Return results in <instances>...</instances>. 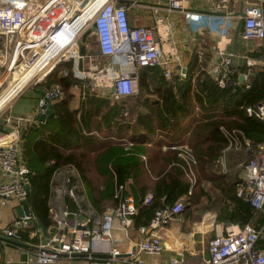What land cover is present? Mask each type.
Listing matches in <instances>:
<instances>
[{
    "label": "built area",
    "instance_id": "obj_1",
    "mask_svg": "<svg viewBox=\"0 0 264 264\" xmlns=\"http://www.w3.org/2000/svg\"><path fill=\"white\" fill-rule=\"evenodd\" d=\"M169 6L179 12L183 18L186 30L195 35L193 25L201 23L205 16L203 12L189 6V0H167ZM137 3L119 2V0H47L44 5L24 10L23 4L19 8L0 7V31L15 34L13 38V52L10 61L0 66V86L8 84L16 70L23 69L34 76L19 91L28 84L38 83L59 62L66 59L82 60L88 54L79 53L81 49H91L84 38L85 34L92 36L94 45L99 53L106 57L119 58L125 61L117 62L119 71L112 75L107 83L97 82L94 77L85 82L80 93L84 97L85 91L109 96L114 99L125 98L138 93V69L142 67H158L166 79L173 76L184 75L181 68L174 70V58L166 51L161 42L169 41L170 29L163 25L162 19L155 18L153 25H138L130 23L128 11ZM4 6V5H3ZM209 10L222 12L218 16L226 19L230 26L229 32L222 38L232 34L236 22L241 21L240 37L244 40L255 39L264 45V0H209ZM241 11L243 14L236 15ZM1 32V33H2ZM190 33V32H189ZM233 52L218 49L215 53L212 67L206 70L223 88L230 72ZM244 72L242 82L248 83L257 66L264 65V59L244 56ZM75 68V77L80 76L78 65ZM102 70L96 71L98 75ZM18 91V92H19ZM17 92V93H18ZM14 93L12 97L17 95ZM62 97L58 87L44 90L37 99L34 115L30 117L18 116L11 122L12 128L0 134V151L12 150V163L5 166L11 183L21 187L20 199L26 198L27 175L33 172L26 167L20 157V134L22 129L32 123L38 122L36 115L44 113L48 101ZM248 116L264 120V101L244 108ZM2 113V112H1ZM219 131L225 138L226 144L223 152L228 150H245L247 160L243 164L241 183L237 186V195L243 196L255 211L254 221L239 225L227 222L223 230L215 233L208 240V258L205 264H264V141L256 148L251 140L239 128L219 126ZM127 143V147L131 146ZM180 155L194 159L184 147ZM190 165V162H188ZM75 174L76 181L67 187L66 194L78 202L77 189L81 188L76 171L66 169ZM193 183V180H192ZM191 190L188 191L190 194ZM80 194V193H79ZM113 198L115 205L105 208L102 214H95L92 210L85 213L83 221H78V213L70 212L64 204L59 210L51 209L49 218L55 225V232L47 239L39 242L31 250L36 264H52L61 258H85L91 264H112L120 255L118 241L112 238L114 220H118L125 230L134 224L138 212L133 195L126 190L125 184L114 186ZM152 194L145 195L143 202L148 204ZM185 208L183 200L178 199L154 210L147 224H140L138 231L142 235L138 243L139 252L149 255H159L163 250L162 237L159 230L174 218L179 216ZM262 217L261 221L258 219ZM31 215L18 217L4 226H0V242L7 239L21 237L31 220ZM31 231L30 235H35ZM136 254L130 252L129 264H156L136 259ZM168 264H183L182 260L171 258Z\"/></svg>",
    "mask_w": 264,
    "mask_h": 264
},
{
    "label": "trees",
    "instance_id": "obj_2",
    "mask_svg": "<svg viewBox=\"0 0 264 264\" xmlns=\"http://www.w3.org/2000/svg\"><path fill=\"white\" fill-rule=\"evenodd\" d=\"M251 56L264 59V45ZM202 60V50L192 52L184 75L173 74L168 80L160 68L142 67L138 93L120 99L102 97L89 89L81 98L82 86L90 79L74 77L72 59L59 62L36 84L42 91L58 87L62 92L61 98L51 101V114L44 122L28 124L20 134L19 157L33 172L27 175L30 192L24 201L31 205L42 227L51 224L48 199L59 170L73 168L78 173L77 179L86 187L97 210L106 204L115 205L114 186L131 179L130 192L138 209L135 224L140 225L148 223L155 209L180 197L188 195L186 202L198 203L202 187L198 186L201 178L197 168L212 167L226 144L220 125L241 129L255 148L264 141V120L248 116L244 110L245 106L264 101V65L255 68L248 86L239 81L243 65H231L221 88L204 70ZM147 77L155 78L157 83ZM73 90L79 92L76 100ZM155 133H159L156 144L173 146L169 158L144 160L137 156L135 144L152 139ZM126 140L131 146L127 147ZM184 147L195 163L180 155ZM202 154L207 158H200ZM149 189L152 199L145 204ZM221 193L214 198L206 193L211 200L208 208L217 211L219 220L239 225L251 222L255 211L234 187L228 186Z\"/></svg>",
    "mask_w": 264,
    "mask_h": 264
},
{
    "label": "crops",
    "instance_id": "obj_3",
    "mask_svg": "<svg viewBox=\"0 0 264 264\" xmlns=\"http://www.w3.org/2000/svg\"><path fill=\"white\" fill-rule=\"evenodd\" d=\"M137 3L132 6L133 8L128 11V18L130 23L138 25H153L155 18L162 19L163 25L170 29V39L169 41H162L161 45L166 50L169 51L171 56L174 58L173 65L174 70L181 68L182 71H186L187 65L190 60L191 53L198 50L203 51V67L204 70H208L212 67L215 53L218 49H222L225 52H233L232 64L238 67L243 65L244 72V56H251L253 52H257L261 46V42L255 39L244 40L240 37L234 38V32L237 25L226 39L222 38L223 35L229 32L230 26L226 19L227 31L224 32H212L210 28L205 26V19L217 18L221 20L218 16H211V13L217 11L209 10L208 4L209 0H189L192 3L193 9L201 11L204 13V17L201 23L194 24L195 35H192L191 31H187L184 25L183 18L179 12L172 9L167 0H136ZM122 2V0H119ZM20 0H0V7H10L19 8ZM4 5V6H3ZM191 6V5H190ZM165 11V14L161 13L158 15V11ZM222 13V12H218ZM153 18V22H150V17ZM240 33V32H239ZM3 34L5 37H3ZM9 32H2L0 35V66H5L11 59L13 52V37ZM88 54L81 62V68H77L78 71L81 70L80 76L84 79H92L93 74L102 70L98 75L101 77V82L104 84L110 81L112 75L119 71V66L117 62L125 61L124 58H111L103 56L99 53L97 47L94 45L93 48L89 50H84V53ZM253 57V56H251ZM73 63V61H72ZM75 67L78 65V61H74ZM72 64V73H76L75 68ZM143 68H139L137 73L139 75ZM242 72V73H243ZM176 75L175 71L173 72ZM240 74V76L242 75ZM239 76V81H240ZM75 77V75H74ZM90 79V81H91ZM152 83L156 84L160 77L150 78L147 77ZM163 79V78H162ZM166 79V78H164ZM43 80V79H42ZM168 80V79H167ZM242 82V81H241ZM37 84V83H36ZM33 84H28L23 87L17 95L8 98V88L7 84L0 86V110L5 106L6 108L2 113H0V134L9 131L12 128V120L18 116L30 117L34 115V110L36 106L37 99L41 94L38 87H31ZM75 93L74 99L78 98L79 92L73 90ZM106 97L104 95H100ZM155 98V95H150ZM109 97V96H108ZM74 103V100L72 101ZM76 103V101H75ZM198 112V108H194V114ZM10 117L11 122H7L5 118ZM158 132V130L156 129ZM159 133L152 134V139L146 140L144 143H136L135 150L136 155L140 158H169L170 153L174 150L172 145L168 143H157V137ZM129 141H125L128 143ZM131 142V141H130ZM225 146L221 149L219 154L214 158L212 167H204L200 165L197 170L200 174V181L198 186L202 187L199 190L200 197L198 203L191 204L186 202L183 212L172 219L165 228L159 230V234L162 237L163 250L159 255H149L143 252H139L138 243L142 239V235L138 231V226L134 224L131 228L125 230L122 228L118 220H114L111 233H115L116 236L112 238L118 241V248L121 251L120 255L112 261V264H129L126 260L129 259V254L132 252L136 254L137 259L143 260L144 262H155L156 264H168L169 259L177 258L182 260L183 264H205L208 258V240L215 234L223 230L224 226L229 222L228 220H219L217 211L212 208H205L202 205L204 200H208L206 193L212 194L207 187L213 189L214 195L222 194L221 192L225 190L228 186L234 187L235 191L237 186L241 183V176L243 175V164L247 160V152L245 150H228L223 152ZM235 151H242L243 158L236 156ZM12 150L4 149L0 151V226L6 225L11 220L18 218L16 209L23 203L26 202L20 199L21 187L10 182L8 177V171L5 170V166H10L12 163ZM200 158H207L206 154L200 155ZM161 161L158 159V162ZM239 166L240 171H235L234 167ZM157 169L158 164L152 166ZM149 172V170L147 169ZM76 176L78 173L76 172ZM211 176V178L209 177ZM151 179L155 180L156 177L152 174ZM210 179H209V178ZM71 178H75V174L66 169L59 170L53 177L52 184L50 187V194L48 199L49 211L51 209H57L63 207L65 204L67 209L72 213L83 214L90 212L91 210L95 214H101L102 210H97L93 206L92 202L87 197L86 187L79 179L80 189L78 192V202L69 198L66 194L67 187L73 185L75 182H71ZM132 180L128 179L125 182L126 190L130 192V186ZM140 185H145L141 184ZM80 193V194H79ZM131 193V192H130ZM151 193L149 189L146 194ZM186 196L180 197L181 200H186ZM82 197L83 200H80ZM70 200L72 204L69 205ZM86 202L90 204H86ZM107 205V204H106ZM111 205V204H108ZM29 215L32 216V220L29 226L21 232L20 238H15L13 240L21 242V244H14L10 242L9 239L5 243L0 242V264H36L34 255L31 250L35 249L36 245L49 238L55 232V225L51 222L48 227H42L41 224L37 222L35 216L33 215L31 205L29 204ZM254 217L251 220L254 221ZM78 219V217H77ZM262 217L258 219L260 221ZM79 221V220H78ZM83 221V220H82ZM31 231H35V235H30ZM52 264H91L89 260L85 258H61L59 261Z\"/></svg>",
    "mask_w": 264,
    "mask_h": 264
},
{
    "label": "rangeland",
    "instance_id": "obj_4",
    "mask_svg": "<svg viewBox=\"0 0 264 264\" xmlns=\"http://www.w3.org/2000/svg\"><path fill=\"white\" fill-rule=\"evenodd\" d=\"M47 0H20V3L21 4H23V8H24V10H27L28 8H35V7H37V5H44L45 4V2H46ZM191 5V6H190ZM189 6L191 7V8H195V7H193V5H192V3H190L189 2ZM196 9V8H195ZM161 13H163V14H165V11L163 10V11H161V10H159L158 11V15H160ZM150 17V22L152 23L153 22V18L151 17V16H149ZM205 26L206 27H208V28H210V30L212 31V32H217V33H222V32H224V31H227V27H228V25H227V23L225 22V20H223V19H221V20H219V19H217V18H208V19H205ZM2 31H0V35H2V33H1ZM13 38H15V34H13V33H11L10 34ZM3 37H5V35L3 34ZM13 41V40H12ZM86 42L88 43V44H90V47L91 48H93L94 47V40H93V37L92 36H88V39L86 40ZM39 82V81H38ZM37 83V82H36ZM36 83H32L33 84V86H31V87H35L36 86ZM1 97V96H0ZM6 108V106L2 109V110H0V113L1 112H3L4 111V109ZM233 151V150H232ZM235 154H236V156H238L239 158H243V152L242 151H235ZM187 159H189V158H187ZM234 170L235 171H240L241 170V168L237 165V166H235L234 167ZM194 173V172H193ZM205 188H207V189H209V191L210 192H212V194H210V196H211V198H214L215 197V195L213 194V189H211V188H209V187H207V185H205ZM86 192V191H85ZM86 195H87V193H86ZM207 196V195H206ZM87 197H88V195H87ZM208 197V196H207ZM80 200H83L82 199V197L80 198ZM72 200H70V202H69V205H71L72 204V202H71ZM213 202H214V200H213ZM184 203L186 204V201L184 200ZM210 203H211V200H204L203 202H202V205L205 207V208H208V207H210ZM86 204L88 205V204H90V203H88V202H86ZM107 206H110V205H105V207L103 208V210L101 211V212H99V213H103V211L105 210V208L107 207ZM84 215L83 214H79L78 215V220L79 221H82V220H84ZM112 235H113V237H115L116 236V234L114 233H112Z\"/></svg>",
    "mask_w": 264,
    "mask_h": 264
},
{
    "label": "water",
    "instance_id": "obj_5",
    "mask_svg": "<svg viewBox=\"0 0 264 264\" xmlns=\"http://www.w3.org/2000/svg\"><path fill=\"white\" fill-rule=\"evenodd\" d=\"M123 2H126V3H131L133 2L134 0H122ZM236 15H242L243 13L241 11H238V12H235ZM210 15H224V13H211ZM240 29H241V21L238 20L237 22V25H236V28H235V32H234V38H237L238 35H239V32H240ZM82 52V49H81V44H79V53L81 54ZM78 67L81 68V60H79V63H78ZM242 75L240 76V81H242ZM42 80V79H41ZM40 80V81H41ZM40 93H43L42 90H39ZM51 114V102L48 101L47 103V108H46V111L44 113H39L36 115V119L39 121V122H44L45 118ZM26 188V193L29 194L30 192V187H29V184H26L25 186ZM16 212H17V216L18 217H23L24 215H28L29 214V203L28 202H23L17 209H16ZM10 242L14 243V244H21V242L19 241H15L13 239H9Z\"/></svg>",
    "mask_w": 264,
    "mask_h": 264
},
{
    "label": "bare ground",
    "instance_id": "obj_6",
    "mask_svg": "<svg viewBox=\"0 0 264 264\" xmlns=\"http://www.w3.org/2000/svg\"><path fill=\"white\" fill-rule=\"evenodd\" d=\"M34 74H30V72H25L23 69L16 70L10 80L8 81L7 88H8V98H12L14 93H17L19 89L24 86ZM94 79L99 82L101 77L100 75H93ZM4 91H2L1 95ZM0 95V96H1Z\"/></svg>",
    "mask_w": 264,
    "mask_h": 264
}]
</instances>
